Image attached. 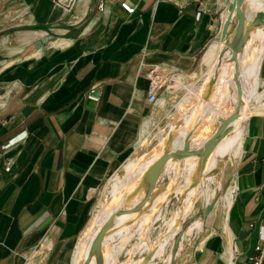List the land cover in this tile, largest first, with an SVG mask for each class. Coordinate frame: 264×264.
Returning <instances> with one entry per match:
<instances>
[{
	"label": "crops",
	"instance_id": "0c3cea01",
	"mask_svg": "<svg viewBox=\"0 0 264 264\" xmlns=\"http://www.w3.org/2000/svg\"><path fill=\"white\" fill-rule=\"evenodd\" d=\"M122 1L134 11L127 13ZM231 1L87 0L80 10L79 0H0V264H73L98 187L149 121L153 127L156 111H166L165 91L187 90L169 103L184 108L185 123L209 113L198 95L208 84L185 82L213 43L222 46ZM142 63L162 65L185 81L149 103ZM258 65L255 89L264 93V50ZM241 77L246 96L251 79ZM91 87L97 102L85 96ZM248 99L258 109L246 118L224 206L230 244L206 243L199 259L184 264H249V257L264 264V98ZM183 137L171 147L179 148ZM197 139L190 148L204 141Z\"/></svg>",
	"mask_w": 264,
	"mask_h": 264
},
{
	"label": "rangeland",
	"instance_id": "374dc122",
	"mask_svg": "<svg viewBox=\"0 0 264 264\" xmlns=\"http://www.w3.org/2000/svg\"><path fill=\"white\" fill-rule=\"evenodd\" d=\"M259 11L264 13L262 10H257L252 19L255 18L256 13ZM252 12L253 10H251V13ZM244 13V23L247 25L252 21H247V18L251 16L250 11L247 10V6L246 9H244ZM259 24L260 23L249 28L237 57L238 81L244 98L241 108L244 107L247 109L242 115V117L245 116V118H247L250 113L255 112L258 106L246 104V100L248 101V99L242 88V79H245L241 77V75H244L241 74L239 70L240 61H242V63L250 61L253 56L257 54L262 41L253 37L254 32L257 27L264 29V25ZM233 28L234 26L230 22L227 35L223 38V44L220 49V53L228 51L223 54L222 58H224V64L232 65V67L233 64L230 62L231 49L227 46V43H229L233 37ZM219 33L220 31L218 30L215 33V38L219 37ZM246 45H248L247 48H249V55L244 59L243 50ZM200 61L201 59L198 60L194 67L195 69H193L194 71H192V79H187L185 83L192 82L193 84L199 85L203 80L205 86L208 84L209 87V82L212 80V85L209 90H205L203 86L202 88L204 90L198 91L199 94L196 93L201 98V109H203L205 104L210 101L212 92H214L213 86L216 84L217 74H214V72L218 71L223 63L220 66L218 64L214 65L212 69L204 70L203 68L202 72L199 68ZM11 63L13 64L14 62ZM160 67L165 72L168 71V69L162 65H160ZM174 76L176 75H173L172 78H174ZM239 76L242 78L241 82ZM232 77L233 72L226 93L223 87L222 97H220V94L219 97L216 98L219 104L217 105L218 107H216V105L212 107V104H210L209 108L212 107L211 111L209 110V113L203 115L204 117L202 119L199 118L200 120L195 121L193 125H191L190 122L185 123V121L181 119L184 113V108H182V106H180L181 109L179 108L178 110L174 107H169V103L174 104L176 101L180 100L182 96L187 93V90L182 88L180 91L172 94L170 93L168 96L166 91H161L170 99L168 104H166V111H156L157 117L153 127L151 125L150 131L140 142H137V144L132 147L126 158L122 159L118 165L108 173L96 191L92 212L88 221L96 214L106 210H111L112 212H114V210L128 212V217L119 224L114 223L115 215L110 218V215L113 214L111 213L95 232L93 238L110 218V227L105 231L102 240L105 238V235L109 236L112 234V238H109L104 245H101L100 264H105L103 252L107 249L110 252H112L113 249L115 250L114 253L112 252L114 255L113 258L110 257V262H112V264H184L186 261H192L195 260V258L199 259L201 250L204 249L206 243H220L222 246L230 244V239H228L224 231L225 212L227 211V208L224 207V201L230 189L233 187L234 165L238 152L231 151L228 154L225 153L222 156H216V163L210 168L208 167V161L211 159V155L217 144L205 158L195 154L175 158L169 157L161 165L154 186L150 191H148L149 183H147L145 175L163 155L164 151L170 154L180 149H173L171 147L173 140L179 136V133H184V137L182 138L183 141L188 138V148L190 151L201 149L202 147L200 148V146L202 143L212 137L218 127L219 118L225 119L234 110L236 105L237 97L233 87ZM247 82L244 83L245 86ZM170 88L171 87L168 89ZM190 92L195 95L194 91ZM223 98H228V105H223ZM193 101L196 102L198 99L194 98ZM186 107L189 109L190 104ZM213 109H217V111L220 110L219 112H221V114L216 115V111L212 112ZM198 113L199 112H196L195 114ZM206 118H208V121L200 126ZM211 119L213 120L210 121ZM245 121L241 122L244 126ZM190 125L192 127H190ZM232 128L222 139L230 134ZM170 132H172L173 135L172 138L168 140V134ZM199 135L202 136L204 141L198 148H190V139H196ZM159 138H161V141ZM152 153H157V157L146 166L145 170L141 173H137V166L147 160ZM186 158H190L189 160L193 161V168L190 172H187L185 168ZM134 161L135 165L133 168L128 173H125L124 165ZM116 179L117 181L124 182L116 192H112V184ZM212 201H214L212 207L206 212ZM196 223H198V225H196ZM121 227H123L122 230L120 229ZM119 229L121 231H118ZM188 229H190L191 234L187 231ZM182 235L184 236L182 237ZM79 239L80 236L76 244H78ZM219 247L218 249H214L209 255L210 259L216 256ZM74 250L75 248L72 250V254ZM92 257L94 264H96L95 255L90 257L89 262ZM76 264H85V258L78 259Z\"/></svg>",
	"mask_w": 264,
	"mask_h": 264
},
{
	"label": "bare ground",
	"instance_id": "6f19581e",
	"mask_svg": "<svg viewBox=\"0 0 264 264\" xmlns=\"http://www.w3.org/2000/svg\"><path fill=\"white\" fill-rule=\"evenodd\" d=\"M86 1L87 0H79L78 9L82 10V8L84 7ZM259 9L264 11V0H248V2H247V10L250 11V13H251V10L254 11V10H259ZM253 37H255V38L259 39L260 41H262V44L260 45L257 54H255L251 60L249 59L250 61L243 62V63H242V61H240L239 70H240V73L243 74L246 77V79L247 78H248V80H249V78L251 79V81L249 83V84H251L250 85L251 87L249 86L251 89H249L250 93H247L248 96L246 95L247 99L250 98L254 102L260 103L261 99L264 98V93H260V92L256 91L255 88H257L256 87L257 75H258L257 74V72H258V70H257L258 68L257 67H259L258 61H259L260 56H261V54H262V52L264 50V29L261 28V27H257V29L254 32V36ZM220 47H221L220 43H213L211 45V47L209 48V50L207 51V53L204 55L203 59L201 60L200 66H199L200 70H202L203 68H204V70H208V69H212V67L214 65H216V64H218L220 66L223 63V65L221 67H219V70L214 72V74L217 73L216 74V84L214 86L215 89H214V92H213L215 94L212 95V96H215L214 99L218 98L220 94H221L220 97H222V95H223V87H224V91L226 93L227 87H228V85H230V81L229 80H231V76H232V72H233L232 65L224 64L225 61L223 60L224 58H222L223 54L228 52V51H224V52L220 53V51H221ZM247 47H248V45H246V47L243 50L244 51L243 52V58L244 59H245V57H248V55H249V50H248L249 48H247ZM218 51H219V54H218ZM217 54H218V60H217ZM202 72H203V70H202ZM183 81H185V78H184V76H181V75H176V76H174V78H172L173 84H176V85L177 84L179 85ZM188 86H190V85H188ZM190 91H194L195 94L198 92V90H194V89H190ZM219 99H221V98H219ZM210 101H209V103H207L208 106L210 105ZM218 101H220V100H218ZM263 102H264V100H263ZM211 104H212V102H211ZM262 105H264V104H262ZM213 106H215V105H212V107ZM256 106H258V104ZM213 110L217 111V109L216 110L213 109ZM246 110L247 109L244 108V107L240 109L239 117H237L234 120V126H233L232 131L230 132V134L225 136L223 139H221L217 143V145L215 147V150H214V157L211 158V160L209 162V168L211 166H213L214 163H216L215 162L216 156H218V155L222 156L225 153L228 154L231 151H236V152H240L241 151L242 143H243V140H244V137H245V126H244V124H241V122L245 121V119H246L245 116L242 117V115L244 114V112ZM198 140L199 139L196 138V139L193 140L192 143L195 144V142H198ZM182 143H183V141H182ZM175 146L182 147V144L180 142H178L177 144H175ZM156 157H157V153L150 154V157L147 160H145L142 164L137 166L136 172L137 173H141L143 170L146 169V166H148ZM134 165H135V161L134 162H129L126 165H124L125 173H128L133 168ZM187 166H188V169H190V167H192L190 163ZM123 182L124 181H122V182L117 181V179H116L115 182H113V184H112V192H116L120 188V185H122ZM229 200H230L229 195H227L225 197L224 206H226L229 203ZM111 213H112L111 210H106V211H104L102 213H99V214H96V215L94 214L95 216L92 219H90V221H88V224L86 225L85 229L80 234L79 242H78V244H77V246L75 248L74 256H73L74 257L73 258V264L76 263V261L78 259H84L85 257H87L88 251H89V249L91 247L92 238H93L95 232L97 231L99 226L102 224V222ZM126 217H128L127 213H122V214L116 215L115 218H114V223L115 224L122 223V221H124V219H126ZM196 225H198V223H196ZM122 228L123 227H121L120 229L122 230ZM120 229L118 231H121ZM187 231H189V233H190V229H188ZM111 235H109V236L105 235V238H103V240H102V245H104L108 241L109 238H112ZM183 236L184 235H182V237ZM160 248H161V246H160ZM112 252L114 253L115 250L113 249ZM112 252H110L108 249L103 252L105 264H112V262H110V257L113 258V256H114L112 254ZM88 264H94L93 257H92V259L90 260V262Z\"/></svg>",
	"mask_w": 264,
	"mask_h": 264
},
{
	"label": "water",
	"instance_id": "95a60500",
	"mask_svg": "<svg viewBox=\"0 0 264 264\" xmlns=\"http://www.w3.org/2000/svg\"><path fill=\"white\" fill-rule=\"evenodd\" d=\"M244 0H232L229 6V17L225 21V23L222 26L221 29V37L224 38L227 35L228 27L230 25V18L233 15L235 18V22L232 23L234 28V34L232 39L229 43H227V46L231 49V56H230V62L233 64V87L236 92V105L234 107V110L225 118H219V124L215 131V133L212 135L210 139H207L202 145L200 146L201 149H198L196 151H190L188 148V138H186L183 143L182 147L178 151H174L173 153H167V151H164L163 155L155 162V164L147 171L145 175V179L147 183H149L148 191H150L153 186L154 182L156 180V177L158 175V172L160 170L161 165L166 161L169 157H182L186 155H199L202 158H205L206 155L214 148V146L222 139V137L227 134L232 126L234 120L238 117L239 110L242 107V101L244 100L241 89H240V83L238 81V53L244 43L246 34L251 26L257 25L258 23H262L264 20V13L259 11L256 13L255 18L250 21L249 24L245 25L244 23V8H242V2ZM86 19H84L80 25H83L85 23ZM212 85V80L209 82V88ZM229 101L228 98H223V105H228ZM208 121V118L204 119L200 126L204 125ZM151 124L150 121L147 123L145 129H143L139 137L137 139V142H140V140L150 131ZM173 133L170 132L168 134V140L172 138ZM196 136V135H194ZM148 194V192H147ZM214 201H212L207 208L206 212L210 210L212 207ZM140 204V203H139ZM115 212V214H114ZM112 212L113 214L110 215V218H112L114 215H119L122 213H128L123 211H116L114 210ZM117 212V213H116ZM110 218L106 223L100 228L98 233L95 235V237L92 240L91 247L88 251L87 257H85V264L89 263V259L92 255H95L96 264H100L101 259V253L100 248L102 245V237L105 234V231L110 227Z\"/></svg>",
	"mask_w": 264,
	"mask_h": 264
},
{
	"label": "built area",
	"instance_id": "2783aa9c",
	"mask_svg": "<svg viewBox=\"0 0 264 264\" xmlns=\"http://www.w3.org/2000/svg\"><path fill=\"white\" fill-rule=\"evenodd\" d=\"M101 6L102 1H99L97 8H101ZM121 6L127 13H132L134 11V7L125 1L121 2ZM142 55H145V53L142 52ZM141 66L146 67V69L142 71V76L148 84L147 101L153 103L156 100L158 92L167 90L172 86V75L168 71L165 72L162 70L159 64H150L146 66L145 63H142ZM85 96L87 99L97 102L99 99L97 87L89 88ZM248 261L249 264H258L259 258L249 257Z\"/></svg>",
	"mask_w": 264,
	"mask_h": 264
}]
</instances>
